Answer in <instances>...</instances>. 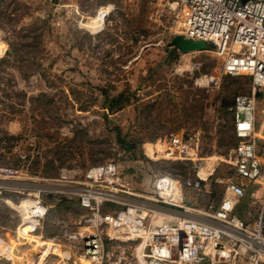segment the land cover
Listing matches in <instances>:
<instances>
[{"label":"rangeland","instance_id":"374dc122","mask_svg":"<svg viewBox=\"0 0 264 264\" xmlns=\"http://www.w3.org/2000/svg\"><path fill=\"white\" fill-rule=\"evenodd\" d=\"M173 6L167 0H63L55 8L43 0H0V170L16 171L0 198V231L16 236L31 204L27 197L38 190L48 206L40 236L20 240L23 250L52 248L63 243L64 228L90 224L92 210L81 207L79 195L89 168L101 163L122 168L135 199L151 196L155 178L164 174L183 182L195 208L222 196L237 144L231 107L234 96L250 93L251 79L220 74L222 60L211 48L170 46L179 35ZM119 92L129 102L111 111L105 96ZM255 129L264 162L263 95L256 100ZM170 132L195 136V162L164 157ZM197 172L205 179L193 189L187 182ZM255 195L236 208L245 220L261 206L263 190ZM120 208L106 203L103 211Z\"/></svg>","mask_w":264,"mask_h":264},{"label":"built area","instance_id":"2783aa9c","mask_svg":"<svg viewBox=\"0 0 264 264\" xmlns=\"http://www.w3.org/2000/svg\"><path fill=\"white\" fill-rule=\"evenodd\" d=\"M43 1L55 8L63 2ZM167 1L176 10L179 35L213 45L222 60L220 74L251 79L250 93L234 96L231 107L237 144L231 172L222 179V196L195 208L187 204L183 182L164 174L155 178L151 196L135 199L122 168L113 161L101 163L89 168L79 195L81 207L92 210L90 224L75 231L64 228L63 243L52 242V248L23 250L20 240L39 235L48 212L38 190L27 197L31 204L25 214L19 211L15 231L26 223L23 235L0 231V264H82V259L85 264H264V197L253 218L245 220L236 211L247 195L257 199L262 189L264 196V162L255 129L256 100L264 96V0ZM163 145L167 159L198 158L194 135L170 132ZM15 172L0 170V198L10 188L6 177ZM196 177L187 182L190 188H199L205 179L199 172ZM106 203L121 208L103 211Z\"/></svg>","mask_w":264,"mask_h":264},{"label":"water","instance_id":"95a60500","mask_svg":"<svg viewBox=\"0 0 264 264\" xmlns=\"http://www.w3.org/2000/svg\"><path fill=\"white\" fill-rule=\"evenodd\" d=\"M244 1V0H243ZM170 46H177L182 52H189L194 50H204L213 47L209 42L203 40H194L184 37L183 35H175L169 42Z\"/></svg>","mask_w":264,"mask_h":264},{"label":"trees","instance_id":"16d2710c","mask_svg":"<svg viewBox=\"0 0 264 264\" xmlns=\"http://www.w3.org/2000/svg\"><path fill=\"white\" fill-rule=\"evenodd\" d=\"M105 101L107 102L108 109L113 111L115 109L118 110L123 108V106L129 102V97L128 95L119 92L112 97L105 96Z\"/></svg>","mask_w":264,"mask_h":264},{"label":"bare ground","instance_id":"6f19581e","mask_svg":"<svg viewBox=\"0 0 264 264\" xmlns=\"http://www.w3.org/2000/svg\"><path fill=\"white\" fill-rule=\"evenodd\" d=\"M100 11H101V9H100ZM100 11H98V12H100ZM22 203H24V202H22ZM18 207H19V206H18ZM22 207H23V206H22ZM25 224H26V223H25ZM23 226H24V225L21 226V230H20V233H19V234H23V232H25L26 229L23 230V229H22ZM25 226H26V225H25ZM83 260H84V259H83ZM84 262H85V261H84Z\"/></svg>","mask_w":264,"mask_h":264},{"label":"crops","instance_id":"0c3cea01","mask_svg":"<svg viewBox=\"0 0 264 264\" xmlns=\"http://www.w3.org/2000/svg\"><path fill=\"white\" fill-rule=\"evenodd\" d=\"M16 235L19 236V235H18V229H17V231H16Z\"/></svg>","mask_w":264,"mask_h":264}]
</instances>
